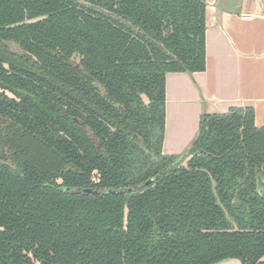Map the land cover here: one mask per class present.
I'll return each instance as SVG.
<instances>
[{
	"label": "trees",
	"instance_id": "1",
	"mask_svg": "<svg viewBox=\"0 0 264 264\" xmlns=\"http://www.w3.org/2000/svg\"><path fill=\"white\" fill-rule=\"evenodd\" d=\"M205 21V0H0V264H264L254 109L162 153Z\"/></svg>",
	"mask_w": 264,
	"mask_h": 264
},
{
	"label": "crops",
	"instance_id": "2",
	"mask_svg": "<svg viewBox=\"0 0 264 264\" xmlns=\"http://www.w3.org/2000/svg\"><path fill=\"white\" fill-rule=\"evenodd\" d=\"M219 2L205 0V71L166 75V155L189 146L202 114L252 107L255 127L264 126V0H226V8Z\"/></svg>",
	"mask_w": 264,
	"mask_h": 264
},
{
	"label": "rangeland",
	"instance_id": "3",
	"mask_svg": "<svg viewBox=\"0 0 264 264\" xmlns=\"http://www.w3.org/2000/svg\"><path fill=\"white\" fill-rule=\"evenodd\" d=\"M226 0H220V2H219V6H223V7H225L226 6V3H224ZM231 4H229V6H230ZM229 6H227V7H229ZM232 7H233V5H231ZM226 8V7H225ZM189 123V122H188ZM187 125L186 126H184V129H186L187 130ZM182 135H184L183 133H182ZM164 136H165V131H164ZM169 139H170V137H168V142H167V144L169 145ZM164 141V140H163ZM183 142H184V139L182 140ZM177 149H179L178 147H176V148H174V149H172V151H174V150H176V151H179V150H177ZM184 149V148H183ZM182 149V150H183ZM166 150H168V146L166 147ZM181 150V151H182ZM162 153L163 154H169L170 152H166L165 151V153L163 152V150H162ZM176 154V153H175ZM259 191H261V190H259ZM217 264H240V262L239 261H237V260H226V261H223V262H220V263H217Z\"/></svg>",
	"mask_w": 264,
	"mask_h": 264
}]
</instances>
